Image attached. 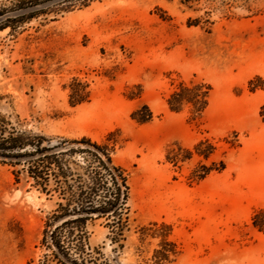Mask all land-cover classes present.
Instances as JSON below:
<instances>
[{
  "label": "rangeland",
  "instance_id": "rangeland-1",
  "mask_svg": "<svg viewBox=\"0 0 264 264\" xmlns=\"http://www.w3.org/2000/svg\"><path fill=\"white\" fill-rule=\"evenodd\" d=\"M15 1L0 0V115L103 145L126 177L123 239L87 220L94 255L264 264L251 219L264 207V0H94L25 19ZM59 201L0 160V264H57L42 237Z\"/></svg>",
  "mask_w": 264,
  "mask_h": 264
},
{
  "label": "trees",
  "instance_id": "trees-1",
  "mask_svg": "<svg viewBox=\"0 0 264 264\" xmlns=\"http://www.w3.org/2000/svg\"><path fill=\"white\" fill-rule=\"evenodd\" d=\"M93 1L16 0L12 11L14 18L25 19L80 8ZM0 21H7L3 13ZM168 103L175 109L171 101ZM76 153L82 154L81 161L70 159ZM0 160L22 164L34 184L60 198L43 231L42 242L50 251L47 256L57 264H106L94 255L100 252L88 245L85 225L89 219L103 217L110 228L111 243L123 239L128 185L105 146L85 137L53 139L12 126L0 115ZM251 219L258 230L264 231V207L256 210Z\"/></svg>",
  "mask_w": 264,
  "mask_h": 264
}]
</instances>
